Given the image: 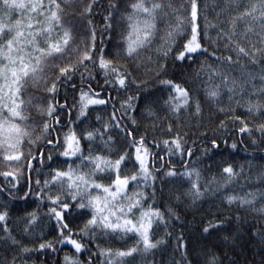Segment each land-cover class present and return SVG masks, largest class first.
<instances>
[{"label": "trees", "instance_id": "1", "mask_svg": "<svg viewBox=\"0 0 264 264\" xmlns=\"http://www.w3.org/2000/svg\"><path fill=\"white\" fill-rule=\"evenodd\" d=\"M61 2L64 7L65 24H70L73 28L75 37L73 47L79 45L82 48V41L89 42L90 29L94 26L96 32L94 60H97L100 49H103L105 58L112 60L121 72L131 73L129 83L135 78L137 84L140 81H147V84L136 87L130 83L128 88L106 84L98 60L96 64L86 62L85 66L79 67L72 74L71 79H62L57 85L56 93L49 97L56 105L55 115L59 117L58 124L45 117L52 124L48 136L54 141L52 145H47L44 140L29 144L25 139L20 149L24 155L18 161H6L4 159L6 148L0 147V211H8L6 223L9 229V233H5L3 230L5 222H0V264H13V261L14 264H66L65 254L77 256L83 264H87L91 255L93 264H103L105 257L99 254L101 249H126L136 244L139 236L134 232L112 233L98 228L94 234L83 237L82 242L87 248L82 253H75L74 248L67 243H55V251L41 249L39 247L41 243L55 241L58 238L56 221L48 214V209L52 205L47 199H41L35 194L23 198L29 184L34 193L40 192L43 181L50 179L53 169H67L70 164L76 167L80 163L77 157L60 155L65 134L73 130L76 132L84 155L91 151L92 154L100 153L115 159L130 147L131 138L125 136L124 126L131 129L137 139L140 135H147L148 146L153 152L164 157L163 163L166 167L170 163L178 173H182L186 168L199 170L201 174L199 183L203 191L201 197L194 199L189 192L191 183L187 177L180 175L166 177L163 170L155 172L154 182L150 179L148 184H145L142 178H138L139 183H130L129 194L133 191L146 193L144 207L151 205L159 208L164 213V220L167 223L157 220L151 229V239L162 240V243L147 254L137 253L126 258V264H209L213 256L216 257L217 264H264V215L247 206H241L238 202L229 205L227 201L229 195L245 196L253 193L257 201L255 207L259 208L264 204V135L255 129V125L264 123V119L256 114H249L245 106L249 98L253 101L257 99L264 101V96L257 91L261 87L259 77L264 69V58L258 57L260 63L253 64L248 58L242 57L243 67L239 64L230 66L223 59L229 55H232L234 60L236 58L230 47L225 46L226 40L219 34V27L227 28L222 22L228 17L229 0H198L200 14L198 38L206 51L202 49L193 54L192 60L183 61L177 60L176 54L182 50V45L190 35V29L186 28L175 38L172 52L165 59L158 52L167 30L165 21L158 24V31L151 42L142 47L136 57L129 58L125 55L126 41L123 37L128 31L125 14L130 10L129 5L133 0H95L91 15H81L88 0ZM172 2L177 8L181 4L187 5V0ZM112 3L118 4V7L111 8ZM109 11L113 12L112 27L106 29L104 17ZM88 20L92 21V25H88ZM168 20L175 23L173 16ZM213 52L216 53L215 56L212 55ZM75 59V53H71V60L66 54L63 60H57L56 63L75 62ZM160 63L166 65L167 74L158 78L154 71L149 70L156 69ZM207 65L227 72L239 82L248 80L251 82L245 83L243 94L237 92L229 99L232 94L223 86L221 77L213 76L209 80L210 69ZM249 72L255 79L247 75ZM89 73L94 78H90ZM108 79L111 80L112 77ZM159 79H171L187 88L193 100L197 98L200 100L201 113L194 114V107L182 109L178 116L170 112L164 101L168 100L171 89L161 85ZM217 84L221 85L220 95L216 99H209L206 88ZM89 86L93 98L104 99L107 103L89 105L85 115L79 116L80 94L81 91H89ZM29 95L47 96V93L42 87L38 90L29 86L24 93V99L27 100ZM137 95L139 99L133 101V109L122 107V102L127 100L128 96ZM237 99H240V105L235 103ZM61 105L66 106L61 108ZM147 108H151L154 115H149ZM221 108L224 109L223 112L220 111ZM29 111L31 118L27 124L39 125L41 117L34 109H26L25 114L27 115ZM236 116L249 123L253 128L251 133L239 132L240 122L234 119ZM131 117L136 119L135 125ZM116 121L120 122L121 127H115ZM105 123L111 127L105 129ZM169 123L173 125L172 133L167 132ZM96 129L105 133L103 141H107L108 136H112L113 140L107 145L99 135L91 141L88 140L85 133ZM177 131L184 140L183 156L179 153L170 155L166 151H161L165 148L162 143L158 148L152 146L153 139L157 141L170 139ZM39 132L40 127H37L34 136ZM57 139L59 143H56ZM213 139L217 141L219 147L212 145ZM233 143L236 144L235 148L231 147ZM188 149H191L190 156L187 154ZM49 153L52 156L51 160L48 159ZM228 165H231L238 175L225 183L226 174L223 173V168ZM137 167L138 165L134 166L129 160L127 164L122 165V174L131 175ZM155 167L159 169V161ZM84 171H88L87 166ZM5 172H12L13 175L5 176ZM109 175L108 172L97 173V179L102 183H108ZM37 180L41 181V185L36 184ZM169 209L174 214L169 213ZM31 212L37 214V221L25 231L27 214ZM136 216H139V211L136 212ZM217 221L221 223L216 228L209 229L208 232L203 231L209 222ZM82 225L83 220H78L71 226L78 229ZM181 234L185 244L183 249L177 247V237ZM12 238L19 243H14ZM25 247L30 251H23Z\"/></svg>", "mask_w": 264, "mask_h": 264}, {"label": "snow or ice", "instance_id": "2", "mask_svg": "<svg viewBox=\"0 0 264 264\" xmlns=\"http://www.w3.org/2000/svg\"><path fill=\"white\" fill-rule=\"evenodd\" d=\"M94 2L95 0H88V3L83 6L81 15H91ZM64 3H67V0H64ZM110 7L117 8L118 4L112 3ZM129 9L125 14L128 31L127 35L123 37L126 41L124 52L127 57H136L139 50L151 42L161 21L166 22L167 28L164 42L158 49L163 58L166 59L169 56L175 38L186 28L190 29V35L182 45V50L176 54V59L192 60L193 54L203 49L198 38L200 35L198 0H187V5L181 4L179 8L174 6L172 0H133ZM228 9V17L222 22L227 25V28L219 27V34L226 40L225 46L230 47L236 58L234 60L233 56L229 55L223 59L230 66L239 64L243 67L242 57L248 58L253 64L260 63L258 57L264 58V0H229ZM181 13H186V15ZM64 15L61 0H0V147L6 148L4 152L6 161H18L24 155L20 149L25 139L29 144H35L40 140H44L47 145L54 143L52 139L48 138L52 124L45 117L51 118L57 124L59 117L55 115L56 105L49 97L56 93L57 85L62 79H71L72 74L79 67L85 66L86 62L96 64L98 60L99 68L105 75L106 84L119 85L120 88H128L130 83L136 87L147 84V81H140L137 84L135 78H132L129 83L131 73L121 72L112 60L105 58L103 49H100V55L97 60H94L96 49L94 26L90 29V41H82V48L79 45L73 47L75 40L73 28L70 24H65ZM170 16L175 17L174 24L168 20ZM112 19L113 12L109 11L104 17L106 29L112 27ZM87 23L92 25L91 20H88ZM203 50L206 51V49ZM71 53H75V62L56 63L57 60H63L66 54L71 60ZM212 55L215 56L216 53L213 52ZM207 67L210 69L209 80L213 76L221 77L223 86L232 94L229 99H232L237 92L243 94L245 83L251 82V80L239 82L235 77H230L227 72L213 68L211 65H207ZM149 71H154L158 78L167 74L164 63L158 64L156 69ZM247 75L251 79H255L252 73L249 72ZM89 77L94 78L91 73H89ZM109 77L112 79L109 80ZM81 78L83 79V74H81ZM259 79L261 87L257 91L264 96V69H262ZM159 83L171 89L168 100L164 101L170 112L178 116L182 109L194 107V114L201 113L200 100L198 98L193 100L187 88L171 79H159ZM29 86L38 90L42 87L47 96L29 95L25 100L24 93ZM220 87V84L208 86L206 88L208 98L216 99L220 95ZM253 87L256 86L253 85ZM91 91L90 86L89 91H81L79 116L85 115V110L89 105L107 103L104 99L93 98V95H90ZM137 99H139L138 95L128 96L127 100L122 102V107L133 109V101ZM241 99H243V95H241ZM235 103L240 105V99H237ZM65 106L61 105L60 107ZM245 106L249 114H256L259 118L264 119V101L260 99L253 101L249 98ZM26 109H34L41 117L39 125L29 126L27 124L31 118V112L29 111L26 115ZM146 110L149 115H154L151 108ZM220 111L223 112L224 109L221 108ZM113 119L115 120L114 113ZM130 119L135 125L136 119L134 117ZM234 119L240 122L238 129L240 133L252 132L253 128L246 120H242L240 116H236ZM37 127H40V132L34 136ZM109 127L111 125L108 123L104 124L105 129ZM115 127H121L119 121H116ZM255 129L264 135V123L255 125ZM123 130L125 136L131 138L129 140L130 147L115 159L100 153L92 154L91 151L88 155H84L76 132L73 130L69 134H65L63 151L60 152V155L77 157L80 163L76 167L70 164L67 169H53L50 179L43 181L40 192L34 193L29 184L28 190L23 193V198L26 199L35 194L41 199H47L52 205L48 209V214L56 221L57 240L41 243L39 245L41 249L48 248L55 251V243H67L74 248L75 253L79 254L87 248L86 244L82 242L83 237L94 234L98 228L112 233L134 232L139 236L135 245L126 249L105 248L101 249L99 253L105 257L103 264H126V258L137 253L147 254L156 249L162 240L153 241L151 239L153 223L157 220L167 223L164 220V213L159 208L151 205L147 208L144 207V202L147 199L146 193L133 191L129 194L130 183H139L138 178H142L145 184H148L150 179L154 182L155 172L163 170L166 177L178 175L187 177L191 183L189 192L194 199L203 195L199 183L201 178L199 170L186 168L182 173H178L170 163L166 167L163 163L164 157L153 152L148 146L147 135H140L137 139L127 126H124ZM167 132H173L171 123L167 126ZM96 135H99L103 141L105 133L99 129L85 133L86 138L90 141ZM112 140L113 137L108 136L107 141L103 142L107 145ZM56 143H59L58 139ZM151 143L153 147L157 148L162 143L165 148L161 151H166L167 154L179 153L181 156L184 154V140L179 131L170 139L162 141L153 139ZM211 143L214 147H219L215 139ZM231 147L235 148L236 144L233 143ZM187 154L191 155V149L187 150ZM40 157L42 162V151ZM48 159H52L50 153ZM129 160L138 167L131 175H124L122 174V165L127 164ZM157 161L160 162L159 169L155 167ZM86 166L88 171H84ZM29 167H31L30 163ZM105 172L110 174L108 183H102L97 179V173ZM223 173L226 174L225 183L238 175L231 165L224 167ZM4 175L9 176L13 173L5 172ZM36 184L41 185V181L37 180ZM45 189L48 190L45 191ZM53 189L56 190L53 191ZM205 190H207L206 187ZM152 196H155L154 188ZM227 201L229 205L238 202L239 205L247 206L264 215V204L256 208L257 201L253 193H248L245 196L229 195ZM137 211H139V216H136ZM169 213L174 214L171 209H169ZM7 218L8 211H0V222H5L3 229L5 233H9ZM177 219H179L178 216ZM78 220H83V225L74 229L71 225ZM36 221L37 214L35 212L28 213L25 231H28ZM220 223V221L209 222L203 231L208 232L209 229L216 228ZM166 234L170 235V233ZM12 239L14 243H19L15 238ZM177 247L181 249L185 247L182 234L177 237ZM22 250L30 251L27 247ZM183 255L186 256V253ZM65 261L66 264H83L77 256L68 254H65ZM87 264H93L91 255L88 257ZM209 264H217L215 256L210 259Z\"/></svg>", "mask_w": 264, "mask_h": 264}]
</instances>
